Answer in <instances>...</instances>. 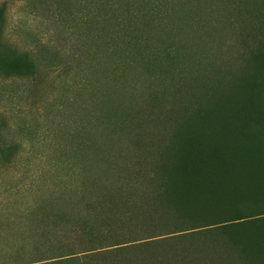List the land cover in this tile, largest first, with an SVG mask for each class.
<instances>
[{
	"label": "trees",
	"instance_id": "obj_1",
	"mask_svg": "<svg viewBox=\"0 0 264 264\" xmlns=\"http://www.w3.org/2000/svg\"><path fill=\"white\" fill-rule=\"evenodd\" d=\"M86 2L116 33V70L145 80L119 88L132 84L128 98H74L109 138L89 122L75 159L56 161L65 172L28 207L18 264H264V0ZM6 12L0 43L33 74L2 40ZM0 144L18 145L1 129Z\"/></svg>",
	"mask_w": 264,
	"mask_h": 264
},
{
	"label": "rangeland",
	"instance_id": "obj_2",
	"mask_svg": "<svg viewBox=\"0 0 264 264\" xmlns=\"http://www.w3.org/2000/svg\"><path fill=\"white\" fill-rule=\"evenodd\" d=\"M134 1L140 5L144 0ZM1 4L7 7L2 40L27 52L36 65L29 73L26 64L0 43V118L6 122L0 129L18 144L8 156H3L0 144V264H18L28 207L35 204L38 190L57 186L58 176L65 172L55 169L56 161L75 159L73 145L87 136L84 126L89 122L100 142L109 138L99 120H91L93 109L80 110L74 98L97 97L103 103L106 95L128 98L135 91L132 84L119 88L144 81L145 76L139 69L131 77L116 70L119 62L110 54L116 33L106 37L100 4L91 8L86 0H0ZM175 22L181 23V18ZM191 33L175 38L180 41ZM63 103L66 107L59 112ZM77 121L83 129L74 125Z\"/></svg>",
	"mask_w": 264,
	"mask_h": 264
}]
</instances>
